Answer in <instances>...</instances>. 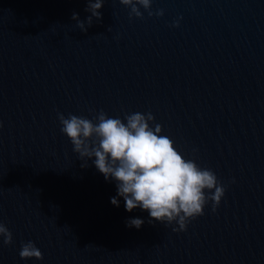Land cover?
<instances>
[{
    "label": "water",
    "instance_id": "95a60500",
    "mask_svg": "<svg viewBox=\"0 0 264 264\" xmlns=\"http://www.w3.org/2000/svg\"><path fill=\"white\" fill-rule=\"evenodd\" d=\"M86 6L0 0V222L12 233L0 264H264V0H152V16L131 19L105 0L82 32L71 17ZM101 109L151 112L224 186L215 211L209 200L174 232L112 205L115 181L79 159L57 117ZM29 240L42 259L19 257Z\"/></svg>",
    "mask_w": 264,
    "mask_h": 264
},
{
    "label": "clouds",
    "instance_id": "9594fccd",
    "mask_svg": "<svg viewBox=\"0 0 264 264\" xmlns=\"http://www.w3.org/2000/svg\"><path fill=\"white\" fill-rule=\"evenodd\" d=\"M104 3L105 0H86L85 11L90 15L83 21L77 13L72 14L82 32L87 31L85 23L91 26L94 17L100 20L98 10ZM119 3L130 8V19L143 18L140 7L148 16L154 14L150 7L152 0H119ZM163 12L157 9L155 15L162 16ZM178 23L173 21V26ZM57 117L60 131L69 138L79 159L95 157L93 164L105 180L115 181L116 195L110 197L112 205L119 207L117 197H122L126 211L135 208L147 211L149 223L157 221L167 226L175 221L178 227H173L174 232L184 231L190 220L203 215L209 200L212 211L219 205L225 188L216 174L192 159H185L173 140L160 134V124L150 126L149 122L154 121L151 112L125 114L123 120L108 117L102 109L92 119L72 113L67 117L57 113ZM143 223V219L133 217L126 219L125 226L139 229ZM0 236L3 244L12 243V233L2 222ZM18 254L21 259L43 258L31 240L21 243Z\"/></svg>",
    "mask_w": 264,
    "mask_h": 264
}]
</instances>
